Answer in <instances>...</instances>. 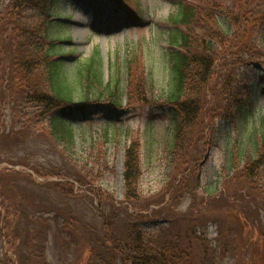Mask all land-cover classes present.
Listing matches in <instances>:
<instances>
[{"label": "trees", "instance_id": "trees-1", "mask_svg": "<svg viewBox=\"0 0 264 264\" xmlns=\"http://www.w3.org/2000/svg\"><path fill=\"white\" fill-rule=\"evenodd\" d=\"M111 1L122 5L124 0ZM58 3L0 0V238L5 247L0 264H24V241L30 234L40 241L47 238L52 212L64 215L63 221H54L56 234H79L80 264H240L245 250L264 247L259 223L264 211V119L260 128L242 134L245 145L234 142L220 185L203 190L200 180L219 130L230 138L229 128L243 121L258 84L264 86V0H240L238 13L211 0L180 2L171 12L176 27L171 42L177 48L168 55L170 79L161 101L174 124L170 180L154 193L141 190L136 135L124 151L121 199L97 184L103 171L79 165L81 160L73 157L75 131L68 121L76 112L84 116L91 102L120 113V75L103 80L95 49L73 63L71 77L52 20ZM133 57L127 63L129 104L131 98L145 101L148 89L144 70L130 64ZM8 103L21 112L28 105L45 123L33 130L8 129L3 111ZM24 134L45 138L68 162L47 173L28 161L3 158V151L18 146ZM108 136L105 129L102 142ZM30 183L90 200L100 233L81 217L79 227L72 213L36 202L26 188ZM211 225L217 229L214 239L208 235ZM43 242L30 253L37 264H48L41 259Z\"/></svg>", "mask_w": 264, "mask_h": 264}, {"label": "rangeland", "instance_id": "rangeland-1", "mask_svg": "<svg viewBox=\"0 0 264 264\" xmlns=\"http://www.w3.org/2000/svg\"><path fill=\"white\" fill-rule=\"evenodd\" d=\"M191 1L202 4L207 0H124L122 5H116L111 0H59L55 10L56 17L52 18L56 26L54 29L58 30L56 33L61 40L58 43L62 49L60 57L65 60L71 77L74 62L89 57L95 49L99 51L103 80L109 82L117 72L120 75L119 85L123 94L120 113L91 102L93 105L86 106L84 116L76 112L68 119L75 131L73 157L81 160L79 165L86 164L95 172L103 171L97 178V184L117 199H121L123 195L124 151L130 139L136 135L141 144V190L146 194L154 193L170 180L167 173L168 153L174 139V124L167 109L161 104L170 79L168 55L177 48L171 42V32L176 27L170 20V14L177 11L180 2ZM211 1L222 4L233 12L239 11L240 0ZM132 55H135L131 59L134 62L130 64L132 68L144 70L148 89L144 90L145 101H134L131 98L129 104L127 63ZM78 86L74 91L75 96L81 90ZM250 99L243 121L229 128L230 138H227L224 129L219 130L218 143L200 169L203 190L213 189L223 182L221 175L224 167L229 165V153L234 142L245 145L241 136L262 125L263 84H258L255 95ZM13 105L8 103L3 110L4 123L8 129L29 126L33 130L42 125L44 117H36L28 105L22 107V112ZM105 129H108L109 139L102 142ZM62 153L58 148L51 147L45 138L33 139L24 134L23 141L18 146L7 147L1 156L14 161H28L49 173L54 165L64 164L66 159L62 158ZM26 188L36 202H44L53 210L72 213L79 227L81 217L90 228L100 233V221L87 198L68 196L31 183ZM51 214L52 228L47 232V238L41 240L44 241V255L41 259H46L48 264H80L79 234L76 238L69 232L56 234L54 230L57 224L54 221H63L64 215L60 212ZM259 218L261 234L264 235V211H260ZM208 233L214 239L217 235L214 225L209 227ZM41 241L33 234L29 235L27 242L24 241V264H37L36 261L39 260L30 253H34ZM4 248V241L0 238V255ZM242 254L245 257L240 264H264V247L247 249Z\"/></svg>", "mask_w": 264, "mask_h": 264}, {"label": "bare ground", "instance_id": "bare-ground-1", "mask_svg": "<svg viewBox=\"0 0 264 264\" xmlns=\"http://www.w3.org/2000/svg\"><path fill=\"white\" fill-rule=\"evenodd\" d=\"M85 11V10H84ZM80 19V18H79Z\"/></svg>", "mask_w": 264, "mask_h": 264}]
</instances>
